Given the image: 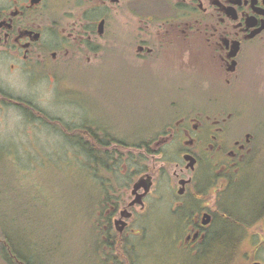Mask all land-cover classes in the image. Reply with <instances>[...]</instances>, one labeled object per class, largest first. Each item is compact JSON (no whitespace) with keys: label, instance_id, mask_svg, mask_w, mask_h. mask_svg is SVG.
<instances>
[{"label":"rangeland","instance_id":"1","mask_svg":"<svg viewBox=\"0 0 264 264\" xmlns=\"http://www.w3.org/2000/svg\"><path fill=\"white\" fill-rule=\"evenodd\" d=\"M54 62L34 79L4 77L12 101L0 104V264H13L7 250L13 243L48 264H216L221 234L236 240L225 264H264V238L252 237L264 228V78L253 73L241 80L240 121L232 134L243 138V131L252 130L255 138L245 165L220 187L222 194L205 192L197 199L211 203L214 219L202 238L188 240V220L172 211L173 172L182 159L175 143L158 141L175 112L160 103L161 110L138 104L144 96L133 91V78L107 76L79 58ZM144 171L153 181L147 209L136 207L128 220L133 232L114 236L100 211L107 213L115 197L126 204L132 179ZM201 208L188 213L194 217Z\"/></svg>","mask_w":264,"mask_h":264},{"label":"flooded vegetation","instance_id":"2","mask_svg":"<svg viewBox=\"0 0 264 264\" xmlns=\"http://www.w3.org/2000/svg\"><path fill=\"white\" fill-rule=\"evenodd\" d=\"M70 58L110 77L135 79L133 91L144 96L138 104L161 110L160 103L175 112L158 137L175 143L183 163L176 162L173 172L172 211L188 220L185 239L202 238L211 224H202L203 214L212 222L214 213L210 202L201 208L197 199L205 192L222 194L220 187L240 172L255 138L252 130L237 138L240 132L235 130V137L232 128L240 121L241 80L253 73L264 78V0H0V104L8 93L4 77L34 79L51 62ZM205 165L213 171L201 172ZM151 181L149 172H142L132 179L126 204L115 197L107 213L100 211L108 219L107 231L119 237L136 207L146 211ZM105 189L112 195V187ZM198 206L194 217L188 213ZM253 233L264 238V228Z\"/></svg>","mask_w":264,"mask_h":264},{"label":"trees","instance_id":"3","mask_svg":"<svg viewBox=\"0 0 264 264\" xmlns=\"http://www.w3.org/2000/svg\"><path fill=\"white\" fill-rule=\"evenodd\" d=\"M72 137H75V136H72ZM77 143V142H76ZM95 152V151H94ZM218 235V234H217ZM220 236H222V238H223V243H222V248H221V250H220V252H219V255H218V258H216L215 259V261H214V263H216V264H225V262L227 261V259H229L230 258V253H231V251L233 250V248L235 247V241L236 240H233V239H231V238H229V239H226L225 237H224V235H220ZM219 236V237H220ZM217 239V238H216ZM215 239V240H216ZM230 240V241H229ZM207 246H208V243L206 244ZM206 245L204 246V247H201V246H199V251H202V250H204L205 249V247H206ZM11 249H13V246H12V248ZM122 249H124V245H122ZM13 251H15V250H13ZM16 252V251H15ZM16 254L18 255H20V253L18 252H16ZM20 257H21V259H22V264H31V263H28L27 261H26V259L25 258H23L21 255H20ZM12 262V261H11Z\"/></svg>","mask_w":264,"mask_h":264},{"label":"bare ground","instance_id":"4","mask_svg":"<svg viewBox=\"0 0 264 264\" xmlns=\"http://www.w3.org/2000/svg\"><path fill=\"white\" fill-rule=\"evenodd\" d=\"M259 211V210H258ZM258 211H256V212H254V214L255 213H257ZM209 215V214H208ZM210 218H211V216H210ZM0 222H1V218H0ZM247 225L246 224H244V227H246ZM243 227V228H244ZM248 227V226H247ZM242 228V229H243ZM239 233H241V232H239ZM242 234V233H241ZM239 239H240V235H236ZM13 243V242H12ZM13 246H14V248H15V251L17 252H19L20 253V255L23 257V258H25L26 259V261L28 262V263H31V264H42V260H36L35 259V256L33 255V253H29V252H23V251H20L19 249H18V247L16 246V244H14L13 243ZM234 249V248H233ZM20 255L18 254H16V257H17V261H13V264H22V259H21V257H20ZM219 259V258H218ZM49 261V260H48ZM48 261H44V262H46L47 264H48ZM44 262H43V264H44Z\"/></svg>","mask_w":264,"mask_h":264},{"label":"water","instance_id":"5","mask_svg":"<svg viewBox=\"0 0 264 264\" xmlns=\"http://www.w3.org/2000/svg\"><path fill=\"white\" fill-rule=\"evenodd\" d=\"M186 159H188V157H186ZM188 165L193 166L194 160H190L188 162ZM148 187H149V184L146 188H148ZM209 221H210V215H208L207 213L203 214L202 223L205 225V224H208ZM194 237H196V235ZM252 264H261V263L260 262H253Z\"/></svg>","mask_w":264,"mask_h":264}]
</instances>
